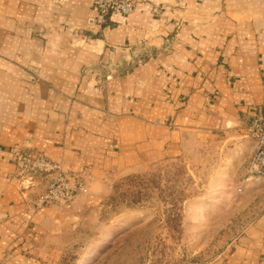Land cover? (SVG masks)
Listing matches in <instances>:
<instances>
[{
  "label": "crops",
  "instance_id": "0c3cea01",
  "mask_svg": "<svg viewBox=\"0 0 264 264\" xmlns=\"http://www.w3.org/2000/svg\"><path fill=\"white\" fill-rule=\"evenodd\" d=\"M94 16L92 0H0V264H45L61 219L33 208L50 176L18 180L13 146L86 174L88 194L64 204L76 211L108 174L213 142L231 152L245 223L204 264H264V177L245 134L264 114V0H135L103 26Z\"/></svg>",
  "mask_w": 264,
  "mask_h": 264
},
{
  "label": "rangeland",
  "instance_id": "374dc122",
  "mask_svg": "<svg viewBox=\"0 0 264 264\" xmlns=\"http://www.w3.org/2000/svg\"><path fill=\"white\" fill-rule=\"evenodd\" d=\"M230 153L222 144H205L146 168L108 174L80 211L50 205L60 208L61 219L37 257L45 264L210 261L245 223L237 220L245 199L228 173Z\"/></svg>",
  "mask_w": 264,
  "mask_h": 264
},
{
  "label": "built area",
  "instance_id": "2783aa9c",
  "mask_svg": "<svg viewBox=\"0 0 264 264\" xmlns=\"http://www.w3.org/2000/svg\"><path fill=\"white\" fill-rule=\"evenodd\" d=\"M95 16L92 23L103 26L111 16H127L135 10V0H92ZM115 47V46H114ZM113 47V48H114ZM122 47L121 44L116 45ZM140 56L136 62H143ZM247 137L255 143V150L248 162L251 173L264 177V114H256L245 129ZM15 176L21 182L27 181L32 175L50 176L45 190L34 200L37 208L53 204L70 203L77 194L88 191L87 176L84 172H67L58 162L52 161L41 152L25 150L21 146H13Z\"/></svg>",
  "mask_w": 264,
  "mask_h": 264
}]
</instances>
